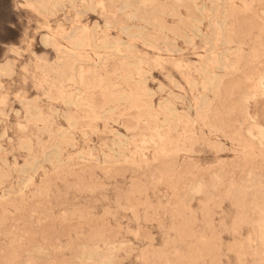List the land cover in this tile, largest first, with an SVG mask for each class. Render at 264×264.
<instances>
[{"label": "rangeland", "instance_id": "1", "mask_svg": "<svg viewBox=\"0 0 264 264\" xmlns=\"http://www.w3.org/2000/svg\"><path fill=\"white\" fill-rule=\"evenodd\" d=\"M263 78L264 0H0V264H264Z\"/></svg>", "mask_w": 264, "mask_h": 264}, {"label": "bare ground", "instance_id": "2", "mask_svg": "<svg viewBox=\"0 0 264 264\" xmlns=\"http://www.w3.org/2000/svg\"><path fill=\"white\" fill-rule=\"evenodd\" d=\"M262 77H263V76H262ZM263 79H264V78H263ZM263 79H261V80H263ZM259 82H260V81H259ZM261 83H262V85H263V82H261ZM258 84H260V83H258ZM262 85H261V86H262ZM254 86H255V85H254ZM256 86H257V85H256ZM262 87H263V86H262ZM260 89H261V88H260Z\"/></svg>", "mask_w": 264, "mask_h": 264}]
</instances>
